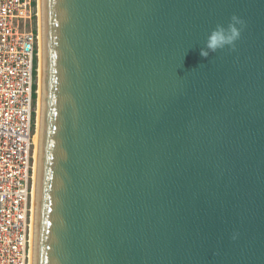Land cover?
<instances>
[{"label": "water", "instance_id": "1", "mask_svg": "<svg viewBox=\"0 0 264 264\" xmlns=\"http://www.w3.org/2000/svg\"><path fill=\"white\" fill-rule=\"evenodd\" d=\"M233 15L235 50L202 57ZM34 242V264H264V0H43Z\"/></svg>", "mask_w": 264, "mask_h": 264}, {"label": "built area", "instance_id": "2", "mask_svg": "<svg viewBox=\"0 0 264 264\" xmlns=\"http://www.w3.org/2000/svg\"><path fill=\"white\" fill-rule=\"evenodd\" d=\"M38 0H0V264H32L38 135Z\"/></svg>", "mask_w": 264, "mask_h": 264}, {"label": "clouds", "instance_id": "3", "mask_svg": "<svg viewBox=\"0 0 264 264\" xmlns=\"http://www.w3.org/2000/svg\"><path fill=\"white\" fill-rule=\"evenodd\" d=\"M244 27L245 21L236 15L231 17L227 26L217 25L207 37L205 47L201 48V56L207 58L211 53L223 50L225 47L235 50L236 41L240 39Z\"/></svg>", "mask_w": 264, "mask_h": 264}, {"label": "bare ground", "instance_id": "4", "mask_svg": "<svg viewBox=\"0 0 264 264\" xmlns=\"http://www.w3.org/2000/svg\"><path fill=\"white\" fill-rule=\"evenodd\" d=\"M38 7H39V33H40V71L38 77V135H37V153H36V181L34 184V199H33V210H34V231H35V224H36V205H37V189H38V176H39V163H40V150H41V137H42V7H43V0H38ZM34 241H35V232H34ZM35 244V242H34ZM34 251V250H33ZM34 264V258L33 263Z\"/></svg>", "mask_w": 264, "mask_h": 264}]
</instances>
